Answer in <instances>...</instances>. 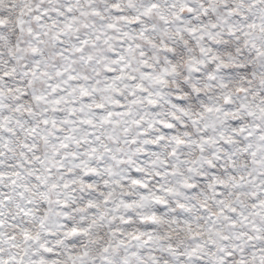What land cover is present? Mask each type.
I'll return each instance as SVG.
<instances>
[{
	"label": "snow or ice",
	"instance_id": "1",
	"mask_svg": "<svg viewBox=\"0 0 264 264\" xmlns=\"http://www.w3.org/2000/svg\"><path fill=\"white\" fill-rule=\"evenodd\" d=\"M0 264H264V0H0Z\"/></svg>",
	"mask_w": 264,
	"mask_h": 264
}]
</instances>
